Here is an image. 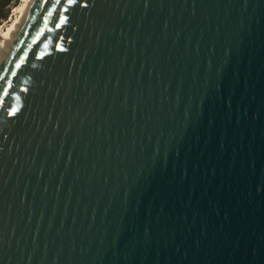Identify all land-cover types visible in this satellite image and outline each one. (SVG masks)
I'll list each match as a JSON object with an SVG mask.
<instances>
[{
  "label": "water",
  "instance_id": "obj_1",
  "mask_svg": "<svg viewBox=\"0 0 264 264\" xmlns=\"http://www.w3.org/2000/svg\"><path fill=\"white\" fill-rule=\"evenodd\" d=\"M0 264H264V0H34L0 60Z\"/></svg>",
  "mask_w": 264,
  "mask_h": 264
},
{
  "label": "bare ground",
  "instance_id": "obj_2",
  "mask_svg": "<svg viewBox=\"0 0 264 264\" xmlns=\"http://www.w3.org/2000/svg\"><path fill=\"white\" fill-rule=\"evenodd\" d=\"M33 2L34 0H21L14 7V15L9 18V23L0 29V60Z\"/></svg>",
  "mask_w": 264,
  "mask_h": 264
},
{
  "label": "rangeland",
  "instance_id": "obj_3",
  "mask_svg": "<svg viewBox=\"0 0 264 264\" xmlns=\"http://www.w3.org/2000/svg\"><path fill=\"white\" fill-rule=\"evenodd\" d=\"M21 0H0V29L5 28L9 23V18L14 15V7Z\"/></svg>",
  "mask_w": 264,
  "mask_h": 264
},
{
  "label": "snow or ice",
  "instance_id": "obj_4",
  "mask_svg": "<svg viewBox=\"0 0 264 264\" xmlns=\"http://www.w3.org/2000/svg\"><path fill=\"white\" fill-rule=\"evenodd\" d=\"M57 2L59 3L60 2V0H57ZM75 2V0H68V3L69 4H73ZM63 20H64V17H60V21L61 22H63ZM60 26V24L58 23L57 25H56V27H59ZM17 67H19V65H17Z\"/></svg>",
  "mask_w": 264,
  "mask_h": 264
}]
</instances>
